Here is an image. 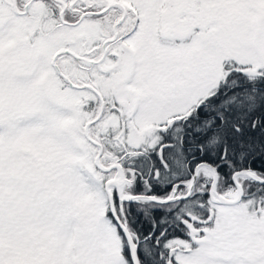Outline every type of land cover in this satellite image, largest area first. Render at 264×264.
I'll use <instances>...</instances> for the list:
<instances>
[{"label":"snow or ice","instance_id":"1","mask_svg":"<svg viewBox=\"0 0 264 264\" xmlns=\"http://www.w3.org/2000/svg\"><path fill=\"white\" fill-rule=\"evenodd\" d=\"M0 264H264V0H0Z\"/></svg>","mask_w":264,"mask_h":264}]
</instances>
